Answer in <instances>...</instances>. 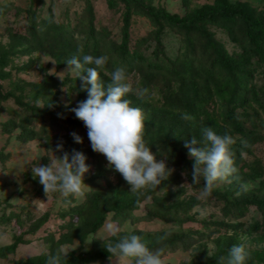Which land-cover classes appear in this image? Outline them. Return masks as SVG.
<instances>
[{
  "label": "trees",
  "instance_id": "1",
  "mask_svg": "<svg viewBox=\"0 0 264 264\" xmlns=\"http://www.w3.org/2000/svg\"><path fill=\"white\" fill-rule=\"evenodd\" d=\"M106 3L111 9L121 8L122 25L118 38H113L111 31L104 27H95L93 9L89 2L85 4L74 24L70 21H56L52 16L37 21L35 13L29 10L27 32L24 35L11 34L15 39L11 49L0 50V80L10 76L5 66L10 54L18 52L26 54L31 50H44L59 64H67L66 61L76 55L94 57L106 55L109 59L105 68L98 69L104 84L110 82L111 72L115 67H123L127 76L135 74L139 77L143 88L152 86L159 91V99L151 104L147 102L149 107L154 105L151 109L146 107L145 101L141 104L137 101L134 104L130 94L125 96L132 107H140L144 112L145 140L157 159L165 156L168 162L184 170L192 182L193 160L188 156L184 140L193 136L198 141L202 140V135L198 133V130L204 127L201 118L204 117L215 124L216 117H212L208 108L204 107L205 101L215 98L212 102H218L221 108L219 117L227 122L233 133H238L245 141L243 148L237 141L232 146L235 167L238 169L237 175L242 182L258 177L260 173L254 167L251 166L250 173H244L238 164L241 161V150L248 151L256 135L255 129L251 127L254 124L248 102L251 98L259 106L264 105V98L255 97L257 92L251 83L255 67L259 68L258 73L264 77V14H257L247 2L240 0H212L183 15L156 8L150 0H106ZM5 5L8 7H5L4 12L11 6L10 3ZM134 15L145 18L151 26V30L136 39H132L130 34ZM212 27L223 30L240 51L229 52L215 37L211 31ZM39 28L44 30L39 31ZM166 29L178 35L180 46L176 58H171L164 52L160 35ZM152 42L155 45L150 50ZM81 47L83 53L78 54L77 49ZM51 83H54L52 76L46 77L45 81L29 95L30 100L25 102L22 101L24 96L21 93L17 95L14 90L5 93L0 89V102L13 98L22 107L16 126L21 128L18 138L23 142L45 134L55 125L79 128L87 133L83 122L77 119L75 114L67 115L61 110L37 105L36 101L40 96L44 98L50 94ZM16 86L23 90L20 83ZM145 100L147 101V98ZM155 108L161 115L153 113ZM183 113L194 117V120L185 121L181 118ZM246 122H249L250 128ZM14 126V120L4 123L6 131ZM215 132L218 135L227 134L232 137L222 127H217ZM246 137L248 138L245 139ZM69 143L71 158L73 150L80 152V145L72 139ZM4 157L6 156L0 151V159L3 160ZM99 165L102 168V165ZM116 174L122 185L125 180L118 172ZM200 181H203L202 177ZM91 183L90 190L86 192V200L71 208L70 220L62 226L65 231L59 234L58 239L52 237L49 240L48 252L28 257L21 264H46L48 255H55L62 244L71 245L74 240H77L78 245L69 249V255L63 264H90L107 260L110 254L105 245L109 241L116 243L123 237L133 234L147 241L150 250L162 249L161 256L178 248L186 249L201 239V235L196 236V232L187 230L168 235L167 239L157 243V237L164 234H150L121 227L127 220H149L157 215L166 218V221L180 223L183 219L175 215L177 210L187 213L190 207L182 203L165 205L166 197L170 195L159 196V191L166 188L167 181H163L157 189L148 190L153 199L145 203L143 215L134 213L144 199L139 193L130 192L124 185L107 189L93 181ZM213 192L217 198L225 202L226 214L232 213L234 219L241 218L250 205L261 210L262 220L253 218L249 226L250 231H256L258 227L264 225V198L259 199L252 195L244 203L230 202L227 199V192L220 190ZM108 215H111V220L115 222L118 231L115 235L101 238L97 232L103 228ZM242 225V222L237 223L234 228H240ZM90 236V245L85 249ZM19 242L21 239L17 238L14 242L1 246L0 255L5 256L14 252ZM233 245H239L236 237H232L230 243L220 246L210 257L195 264H218L221 256L225 258L226 264L229 250ZM255 255L261 264H264V248L256 251Z\"/></svg>",
  "mask_w": 264,
  "mask_h": 264
},
{
  "label": "rangeland",
  "instance_id": "2",
  "mask_svg": "<svg viewBox=\"0 0 264 264\" xmlns=\"http://www.w3.org/2000/svg\"><path fill=\"white\" fill-rule=\"evenodd\" d=\"M211 1L150 0V3L156 8H163L170 13L183 15L195 7ZM240 1L247 2L257 14H264V0ZM87 2L92 5L95 27H104L111 31L113 38H118L122 25L121 8H109L106 0H0V50L11 49L15 41L11 34L24 35L27 32L29 10L35 13L37 21L52 16L56 21H70L74 24ZM5 3L11 5L6 12L4 9L8 6ZM149 30H151V26L145 18L137 15L132 17L130 27L132 39L145 35ZM211 31L229 52L238 53L240 51L223 30L212 27ZM160 36L165 54L176 58L180 46L178 35L166 29ZM154 45L152 42L150 50ZM16 51L18 50L16 49ZM5 70L10 72V76L0 80L1 91L6 93L14 90L17 95L21 93L24 96L23 102L30 100L29 95L48 76H52L54 80V83H51L50 94L44 98L40 96L36 101L37 105L73 115L70 108L76 107L78 102L87 99V92L80 90L82 81L78 79V74L71 72L67 64L57 63L54 57L44 50H31L26 54L19 52L10 54ZM258 72L259 68L255 67L251 83L257 92L255 97L264 98V77ZM100 79L102 80L101 77ZM17 83L23 85L22 91L17 88ZM108 83L110 82H106L105 85ZM128 83L132 85L134 91L143 88L142 82L135 74L128 76ZM146 88L149 91L148 95L143 98L144 100L132 93H130V99L134 104L137 101L139 104L145 101L146 107L151 109L154 105L149 107L147 102L151 104L159 99V91L153 89L152 86ZM213 100L205 101L204 107L208 108L212 117H216L217 121L212 124L210 120L203 117L201 118L204 126L202 128L211 127L215 131L217 127H222L232 135L235 141L240 142L241 148L245 147L243 146L245 142L242 140L243 137L241 138L238 133H233L227 122L219 117L220 105L218 102H212ZM248 109L253 116L252 124L254 125L251 127L255 129L256 135L248 147V151L241 150V161L238 166H241V171L244 173H250L252 166L260 174L258 177L247 179L246 182H251L248 191H242L240 182L236 180H232L231 183H221L214 189L227 192V199L230 202L244 203L252 195L259 199L264 198V105L259 106L254 99L250 98ZM21 110L22 107L13 98L0 102V151L3 156H6L3 160L0 159V247L14 242L17 238L21 239L14 252L7 253L5 256L0 255V264H21L28 257L48 252L49 240L52 237L58 239L59 234L65 231L62 226L70 220L71 208L86 200V192L90 190L92 181L107 189L117 185H124L129 190L131 187L126 181L121 185L116 172L108 167L106 157L92 150L88 135L82 129L55 125L49 128L45 134L42 133L29 141H21L18 138L21 128L16 126ZM174 111L178 112V110ZM153 113L161 115L156 108ZM8 120H14L15 126L6 131L4 123ZM246 125L250 128L249 122H246ZM201 129L198 130V133L202 135ZM73 132L83 139V143L78 144L80 152H83L87 157L86 163L89 166V171L84 175L86 184L84 195L83 197L69 196L65 198L59 193H49L46 197L43 186L38 179L33 178L32 166H46L50 161H57V158L63 157L65 152L69 154V140H74L71 136ZM60 144L63 146L62 150H57V146ZM152 153L154 154V152ZM161 159H165V156L159 157L157 160ZM166 163L173 171L166 180V188L159 191V196L170 195L166 197V206L173 203L188 205L190 208L187 213L178 209L175 214L182 217L183 220L180 223H174L157 215L149 220H127L121 227L150 234L167 233L172 235L188 230L196 232V236L201 235V239L192 246L186 249L178 248L162 256L164 264H195L213 255L220 246L230 243L232 237H236L239 244H244L251 252L252 258L246 264H261L255 252L264 248V225L258 227L256 231L249 230L253 218L262 220L261 210L250 205L241 218L234 219L232 213H230L231 215L226 214L225 202L217 198L218 196L214 192L207 199H198L204 186L203 181H200L199 184H191L192 182L184 170L177 168L167 160ZM99 164L102 165V168ZM149 189L138 192L144 199L140 207L134 211L135 215H143L146 208L145 203H149L153 199L149 195ZM240 222L243 225L240 228H234ZM110 223L116 227L115 222L111 220V215H108L103 228L97 232L101 238L110 235L107 231V225ZM225 226L229 228L226 229ZM90 242L91 236L86 241L85 249L89 247ZM77 245V240H74L71 245L62 244L59 250L63 248L69 251L70 248ZM90 264H117V262L113 257V260L107 259Z\"/></svg>",
  "mask_w": 264,
  "mask_h": 264
},
{
  "label": "clouds",
  "instance_id": "3",
  "mask_svg": "<svg viewBox=\"0 0 264 264\" xmlns=\"http://www.w3.org/2000/svg\"><path fill=\"white\" fill-rule=\"evenodd\" d=\"M77 53H83L82 47L77 49ZM108 59L106 55H76L66 61L70 71L76 72L82 81L80 90L87 92V99L78 102L70 111L87 129L92 150L106 157L108 167L118 172L131 186L130 192L157 189L169 178L173 169L168 167L165 159L157 160L148 146L145 140L146 118L142 109L132 107L131 102L125 99L130 93L143 99L149 90L142 88L134 91L123 67H115L110 83L105 85L98 69H104ZM181 118L194 120L187 113L181 114ZM201 133L202 140L198 141L195 136L184 140L188 156L193 160L191 184H199L201 177L204 181L198 199H207L221 183H231L232 180L240 182L242 191H248L251 182H242L237 175L233 137L218 135L211 127L202 128ZM71 136L76 143H83L77 133L73 132ZM62 147V144L58 145L57 150H62ZM86 160L83 152L73 150L71 158L65 152L63 157L57 158L58 162L50 161L46 166L34 165L31 171L33 178L43 186L46 197L49 193H59L65 198L83 197L86 185L84 175L89 171ZM107 231L115 235L118 229L110 223ZM167 236L165 233L157 237V243L167 239ZM105 247L110 254L109 259L115 257L117 264H164L162 249L150 250L148 242L139 235L125 236L116 243L109 241ZM68 255L69 252L62 248L55 255H48L46 264H63ZM251 258V252L244 244L233 245L226 264H246ZM218 264H225L223 256L218 259Z\"/></svg>",
  "mask_w": 264,
  "mask_h": 264
}]
</instances>
